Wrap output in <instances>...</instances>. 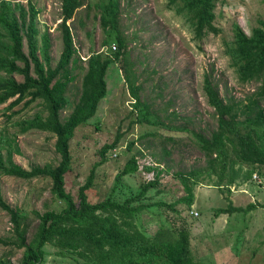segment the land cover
Returning a JSON list of instances; mask_svg holds the SVG:
<instances>
[{"label": "rangeland", "instance_id": "1", "mask_svg": "<svg viewBox=\"0 0 264 264\" xmlns=\"http://www.w3.org/2000/svg\"><path fill=\"white\" fill-rule=\"evenodd\" d=\"M109 1L81 0L82 7L68 22L78 63L73 70L75 80L68 85V104L61 112L63 120L81 97L88 58L94 53L112 56L119 32L127 40V51L123 59L108 68L107 96L100 102L96 115L76 130L71 141L73 160L66 175V189L77 198L79 189L93 174V185L87 191L89 201L96 204L112 200L122 204L153 181L157 171L161 174L159 185L150 189L144 200L134 203L148 206L145 211L136 216L117 210L98 212L87 227L93 231H99V226L110 230L126 246L163 230L185 227L198 262L264 264V166H242L243 172L231 187L226 186V176L221 188L215 186L218 176L201 179L191 208L177 204L186 193L174 176L207 166V157L193 135V132L210 134L217 129L215 110L204 90L206 76L212 78L224 100L244 106L249 98L257 97L264 107V93L258 96L262 83L241 82L229 53L236 25L249 37L254 29L264 28V0H216L214 24L218 33H205L200 39L170 0H119L117 24L105 29L101 16ZM34 3L40 13L41 33L50 34L52 63L56 66L63 51L60 25L65 0H34ZM128 72L153 115L150 123H138L139 111L134 105L131 83L126 80ZM15 78L23 81L20 75ZM15 100L0 105V139L8 136L17 145L14 162L26 170L47 164L57 166L60 156L55 149L56 136L40 130L21 132L18 126L36 114L47 116L45 105L41 100L30 102L25 98L12 106ZM113 143L116 146L102 155L103 148ZM133 157L137 158L138 171L116 183L117 176ZM146 167L155 170L148 171ZM247 171L252 173L249 179L243 176ZM51 187L48 179L25 180L0 172L3 198L29 218V238L39 222L36 212L43 214L64 208L53 196ZM159 203L166 206L158 207ZM175 204L172 209L170 205ZM231 207L242 208L244 212L233 211ZM222 209L227 213L218 214ZM0 238L5 241L0 242V261L18 264L23 249L11 245L13 223L10 214L1 208ZM107 244L115 252L122 250L110 239ZM46 251L43 264H77L71 258L61 257L51 245Z\"/></svg>", "mask_w": 264, "mask_h": 264}, {"label": "trees", "instance_id": "2", "mask_svg": "<svg viewBox=\"0 0 264 264\" xmlns=\"http://www.w3.org/2000/svg\"><path fill=\"white\" fill-rule=\"evenodd\" d=\"M26 2L25 5L20 2L0 1V73L5 74H0V105L12 99H16L12 106L25 98H29L30 102L41 100L47 110V116L36 114L33 118L21 121L18 126L21 132L40 130L55 135V149L60 161L57 166L47 164L26 170L13 160L14 152H18L17 145H14L8 136H3L0 139V172L25 180L48 179L53 196L64 204V208L61 211L52 210L43 214L36 212L39 222L36 231L29 238L28 216L20 209L12 208L0 191V208L10 214L13 223L14 238H11V245L23 249L18 264H43L48 245L58 249L61 257L71 258L77 264H203L194 258L190 233L185 227L160 231L129 246L117 240L116 235L110 230L99 226V231H93L87 227L90 221H95V214L98 212L117 210L132 216L142 213L148 206L134 203L144 200L149 190L159 185L161 171H157L155 179L144 184L138 194L122 204L112 200L96 204L89 201L87 191L93 185V174L79 189L77 198L66 189V175L71 171L73 160L71 141L76 130L96 115L100 102L107 96L108 68L114 61L123 59L127 51V40L119 32L117 47L112 56L94 53L88 58L81 97L72 113L63 120L61 112L68 104L66 97L68 85L75 80L73 70L78 63L75 58L77 52L72 28L68 22L82 7V2L65 0L60 25L63 51L56 66L52 63L50 34L47 31L41 33L38 26L39 10L34 0ZM170 2L176 6L179 14L184 15L185 21L192 27L197 38H202L205 33H218L214 24L216 0H170ZM118 14L119 0H110L109 4L104 6L101 16L103 27L107 29L109 25H116ZM229 53L241 82L262 83L258 93V96L262 97L264 28L254 29L249 37L236 25L234 44ZM15 75L22 76L23 81H17ZM132 79L128 72L126 80L131 83L134 105L139 111L138 123H150L153 115L149 106L140 97L139 86L134 85L135 80ZM204 90L209 105L215 110L217 129L210 134L193 132V135L199 149L207 157V166L204 169L177 172L174 175L186 193L177 204L183 203L189 208L194 204V191L201 179L218 176L219 182L215 186L221 188L224 186L222 182L226 176L228 177L226 186L231 187L237 183L239 174L243 172L242 166H264V107L260 106L258 98H249L248 104L244 106L224 100L210 76L205 77ZM176 129L182 131L179 127ZM115 146L114 143L105 146L102 155ZM236 166L239 168L236 169ZM138 169L137 158L133 157L117 176L116 183H120L123 177L137 172ZM146 169L155 170L153 167ZM251 174V171H247L243 176L249 179ZM157 206L166 205L159 203ZM175 206L176 204L170 205L172 209ZM250 207L254 208V205ZM231 209L244 212L242 208ZM217 213L227 211L222 209ZM107 239L122 247V250L115 252L108 246ZM0 242L5 241L0 238ZM0 264L13 263L2 260Z\"/></svg>", "mask_w": 264, "mask_h": 264}, {"label": "built area", "instance_id": "3", "mask_svg": "<svg viewBox=\"0 0 264 264\" xmlns=\"http://www.w3.org/2000/svg\"><path fill=\"white\" fill-rule=\"evenodd\" d=\"M114 49L116 50V47Z\"/></svg>", "mask_w": 264, "mask_h": 264}]
</instances>
